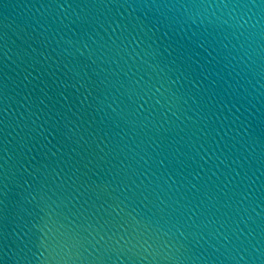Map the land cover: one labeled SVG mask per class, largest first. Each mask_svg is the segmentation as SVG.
I'll return each instance as SVG.
<instances>
[{"label": "water", "instance_id": "obj_1", "mask_svg": "<svg viewBox=\"0 0 264 264\" xmlns=\"http://www.w3.org/2000/svg\"><path fill=\"white\" fill-rule=\"evenodd\" d=\"M192 2L0 0V264H264V53Z\"/></svg>", "mask_w": 264, "mask_h": 264}, {"label": "clouds", "instance_id": "obj_2", "mask_svg": "<svg viewBox=\"0 0 264 264\" xmlns=\"http://www.w3.org/2000/svg\"><path fill=\"white\" fill-rule=\"evenodd\" d=\"M168 8L183 9L188 13L192 22L195 23V16H191L193 9L213 10L220 9L222 12L227 10V19L222 16L217 17L223 24L228 25L237 34L239 42L238 61L245 70L252 69L253 65L258 64L259 59L264 53V0L260 4L227 2L222 3H180L166 5ZM201 23L203 21L201 20ZM235 47V46H234ZM256 75V73H253Z\"/></svg>", "mask_w": 264, "mask_h": 264}]
</instances>
